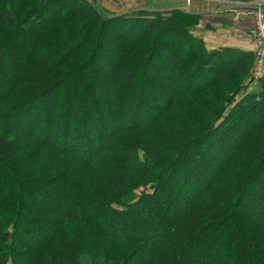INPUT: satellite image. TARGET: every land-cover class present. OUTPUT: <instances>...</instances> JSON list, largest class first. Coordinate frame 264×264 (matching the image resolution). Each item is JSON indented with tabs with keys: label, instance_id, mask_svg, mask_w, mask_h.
<instances>
[{
	"label": "trees",
	"instance_id": "16d2710c",
	"mask_svg": "<svg viewBox=\"0 0 264 264\" xmlns=\"http://www.w3.org/2000/svg\"><path fill=\"white\" fill-rule=\"evenodd\" d=\"M200 19L108 15L88 0H0V264H264V76L235 104L255 54L208 50L195 35ZM107 88L114 117L128 122L99 110L93 92ZM209 161L210 178L167 221L174 180ZM188 176L181 188L197 178ZM48 191L73 209H30ZM144 212L146 229L131 228Z\"/></svg>",
	"mask_w": 264,
	"mask_h": 264
},
{
	"label": "rangeland",
	"instance_id": "374dc122",
	"mask_svg": "<svg viewBox=\"0 0 264 264\" xmlns=\"http://www.w3.org/2000/svg\"><path fill=\"white\" fill-rule=\"evenodd\" d=\"M222 1L225 2L224 6H226L230 10H234V6L235 7H243V8H255L258 3L264 2V0H222ZM224 20L226 21V23H224L222 25L223 28H226V26L227 27L234 26V21H232V18H231V20L228 19V18L227 19L224 18ZM251 23L252 22H249V21H245L244 22V24L248 25L249 27L251 26ZM105 45L111 51H113L115 49L113 44H111L108 41H105ZM64 52H65V50L61 51L62 54ZM113 56L116 57L115 55H113ZM105 58L106 57L101 56L99 58L100 61H97L94 64V68L100 67V62H102ZM157 59H160V57L158 56ZM153 64L155 66L159 67L160 62L158 60H155ZM254 68H255V61L253 62L252 78H253ZM11 72H12V69H10L8 67V64L6 63L5 67H4V73H2L1 75L3 77H5L8 73L11 74ZM172 77H173V80L175 81L176 78L174 77V75H172ZM139 81H142V79L139 78ZM255 83H254V81L249 83V86H250L249 89L246 90L245 92H242V94H240V95H238L236 97L235 104L239 103L241 101H244V99L246 98V92H249L250 89L255 85ZM72 84H73V82L68 83L67 88L69 90H71ZM95 96L98 97L100 99V101H101L99 110L100 111L104 110L105 111L104 115H106V116L109 115L110 116L109 120L114 119L115 124L126 123V122L129 121L128 119H123V121L121 120V122H119V119L114 117V114H115L114 112L115 111H112V109L109 107V104H107L108 103L107 101L110 100V98H115V96L113 94H111L110 88L104 89L103 92H99L98 90H94L93 97H95ZM152 96H154V95L145 94L143 96L144 103H146L148 105L150 110L156 112L157 109L155 108L154 102H152V99L154 98ZM91 98L92 97H88L87 101L90 102V100H92ZM97 111H98V109L96 110V112ZM254 120H256V117L251 116V115H249L247 117L245 116L243 118H240V121L243 122L245 129H248L247 125L250 123V121H254ZM109 124L110 123L108 122V125ZM3 133H4V129L0 128V137H2ZM51 137H52V135H51ZM54 137L56 138L55 134H53V139H54ZM206 150H207L206 148H204V149L202 148V151L206 152ZM207 155H209L208 152H207ZM191 166L192 167H191L190 171H186L185 169H182L181 174L178 176V178L176 180H174V183L171 185V189L172 190L174 189V206L171 207V208H167V209L163 208V210H162V212H163L162 213V217H167V218H165V219H167V221H169L168 219H171L172 217H174L176 215L177 210L179 209V207L182 204H184L186 199H189V198H191L193 196L192 192L194 190L198 189V186L201 184V180H203V177L205 178V181L208 180V178H210V176L212 175L213 171L216 168V163H214L212 161H209L206 165H204L203 168H205V169L201 173L199 171V166L196 163L192 162ZM191 172H194L195 174H197V178H195L191 182H188L187 183L188 187L186 186V187L181 188V185H182L184 179L186 177H189L188 175ZM205 183L206 182H202L201 185H205ZM257 187H259V186H254V190L252 191L254 194L256 193ZM55 189H56V187H55ZM55 189H53V190H55ZM50 190L52 191V189H50ZM51 191H48V193H41V194L37 195L36 197L32 198V202L30 200L29 204H28V206H30V209L35 208V207H33L34 204H40V203H43V202H44V205L45 204L48 205L47 208L49 209V213H52V214H54V213L63 214L67 209H73L72 208L73 205H71L70 198L68 196H54L55 194L53 193V195H52ZM30 203H32L33 205L31 206ZM257 206H258V204H257ZM75 212L77 214H79V215H81V214L82 215H85V214L90 215L91 214L89 210H86L84 213H82L79 208H75ZM141 215L142 216L140 217L141 219L139 220V223H135L134 225H129V226H131V228H137V230H140V229L141 230L142 229L145 230L146 229V227H142L141 226L142 222L145 221V220L146 221H151V220L146 215V212H144ZM26 217H27V219H34L37 216L34 214V212L31 211L30 213L27 214ZM151 217H152L151 218L152 222L156 221L155 220V218H156L155 216H151ZM157 226H156V228H157ZM166 227H167L166 225H162L159 228H162L161 230H164V229H166ZM247 230H250V228H247ZM247 232H249V231H247ZM109 233H111L110 230H109ZM162 233H164V231ZM162 233H160V234H162ZM248 236H250V235L248 234ZM153 238H154V235L150 236V240H152ZM212 239H215V241L212 240V242L210 244L211 245L210 247H211V249L213 248V250H214V249L218 248V245H219V243H221V241H219V238H215V237L214 238L212 237ZM148 248H151V243H149V241H148ZM210 253L213 254L212 250H211ZM250 255L251 254H250V251H249L247 253V257L245 259L246 261L248 260ZM208 257H210V256H205V257L204 256L203 257L199 256V257H194V259L197 258V259H200V260H197V261H200V262L203 261L204 263H207L209 261ZM259 257H260V260H262L264 262V256L261 257V255H260ZM147 258H148V254H144V255H142L141 257L138 258V262H140L142 260H146ZM228 261H229L228 259L224 258V260H222L221 263L224 264L225 262H228ZM229 264H233V263H230V261H229Z\"/></svg>",
	"mask_w": 264,
	"mask_h": 264
},
{
	"label": "crops",
	"instance_id": "0c3cea01",
	"mask_svg": "<svg viewBox=\"0 0 264 264\" xmlns=\"http://www.w3.org/2000/svg\"><path fill=\"white\" fill-rule=\"evenodd\" d=\"M95 7L108 15L128 14L138 11L169 13L184 11L200 15L196 36L200 37L208 50L234 48L245 52H254L251 42L254 30V9L224 6L222 0H88ZM230 13V14H229ZM224 18L234 21V26L223 28ZM252 22L251 26L244 22Z\"/></svg>",
	"mask_w": 264,
	"mask_h": 264
},
{
	"label": "built area",
	"instance_id": "2783aa9c",
	"mask_svg": "<svg viewBox=\"0 0 264 264\" xmlns=\"http://www.w3.org/2000/svg\"><path fill=\"white\" fill-rule=\"evenodd\" d=\"M251 42L255 45L254 83L264 76V2L258 3L254 9V30Z\"/></svg>",
	"mask_w": 264,
	"mask_h": 264
}]
</instances>
